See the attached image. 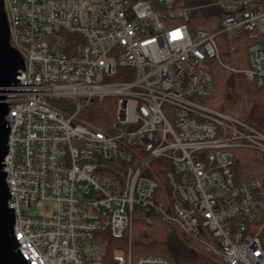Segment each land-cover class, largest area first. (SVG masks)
Wrapping results in <instances>:
<instances>
[{
    "label": "built area",
    "instance_id": "2783aa9c",
    "mask_svg": "<svg viewBox=\"0 0 264 264\" xmlns=\"http://www.w3.org/2000/svg\"><path fill=\"white\" fill-rule=\"evenodd\" d=\"M23 57L9 106L6 183L30 264H106L136 213L202 246L216 264H264V182L238 183L235 151L264 155V133L211 108L212 66L264 89V0H3ZM213 9L209 27L196 10ZM243 41L246 67L221 58ZM113 98L108 127L81 114ZM59 103V104H56ZM51 203L46 215L30 208ZM110 264H171L161 256Z\"/></svg>",
    "mask_w": 264,
    "mask_h": 264
},
{
    "label": "trees",
    "instance_id": "16d2710c",
    "mask_svg": "<svg viewBox=\"0 0 264 264\" xmlns=\"http://www.w3.org/2000/svg\"><path fill=\"white\" fill-rule=\"evenodd\" d=\"M177 2L176 7L183 8L205 4L208 0H177ZM224 43L226 44L225 47L221 48L222 61L232 69L238 70L242 61L240 59L235 61L233 55L238 53L240 46L232 47L229 45L232 43L225 41ZM214 68L215 65L212 66L211 71L215 79L216 91L207 104L215 110L242 120L264 133V89L255 87L239 72L225 70L221 66L218 69ZM112 105L114 107L112 103L105 105L103 102H94L86 117L87 121L104 127L105 118L111 112ZM234 170L238 183L252 179H260L264 182V155L246 149L236 150ZM154 218V222L148 224L141 213L135 214L131 244L128 238L113 240L108 237L110 240L109 257L105 259V263H112L115 252L114 242H118L122 249L127 252L131 250L133 259L145 256H161L168 259L171 264H216L202 254L196 253L177 235L168 232L167 227L159 217L155 216ZM185 240L197 250L204 252L205 249L202 246L186 238Z\"/></svg>",
    "mask_w": 264,
    "mask_h": 264
},
{
    "label": "water",
    "instance_id": "95a60500",
    "mask_svg": "<svg viewBox=\"0 0 264 264\" xmlns=\"http://www.w3.org/2000/svg\"><path fill=\"white\" fill-rule=\"evenodd\" d=\"M24 68L23 57L11 45L4 1L0 0V264H30L18 249L20 244L13 229L15 209L8 204L11 196L4 171V160L9 152L10 124L6 121L9 106L3 94L19 83L18 72Z\"/></svg>",
    "mask_w": 264,
    "mask_h": 264
},
{
    "label": "rangeland",
    "instance_id": "374dc122",
    "mask_svg": "<svg viewBox=\"0 0 264 264\" xmlns=\"http://www.w3.org/2000/svg\"><path fill=\"white\" fill-rule=\"evenodd\" d=\"M211 1V0H208V2ZM198 6V5H197ZM213 11V9H200V10H196L195 11V14H194V17H193V22L195 23L194 25H199V26H205V27H209V24H211V22L208 21L207 17H209L208 15ZM232 44H229V45H232V47H238L240 46L239 48V51L238 53L234 54L233 55V59H235V61L237 59H240L242 61V64L240 65L239 69L238 70H242L244 69V64H245V60H246V56H245V51H244V43L243 41L239 40L237 42H230ZM225 43L222 42L221 43V48L222 47H225ZM222 50V49H221ZM222 53V52H221ZM227 64V63H225ZM221 66V65H220ZM219 65H215V68L214 69H218V67H220ZM217 67V68H216ZM221 68H223L221 66ZM225 69V68H223ZM227 70V69H225ZM240 73V72H239ZM242 74V73H241ZM243 76L245 77V75L243 74ZM248 82H250L247 77L245 78ZM95 102H99L98 100H96ZM103 102L105 105L107 104H114V107L113 105L111 106V112H109V115L106 116L105 118V126L104 127H108L110 126L113 122H114V119H115V100L113 98H106L104 99ZM56 104H59V103H56ZM94 102L89 105V107H87V109L83 112V114H81V118L83 120H86L87 121V115L91 109V107L93 106ZM211 107V106H210ZM212 108V107H211ZM214 109V108H213ZM228 115V114H227ZM230 116V115H229ZM232 117V116H231ZM248 150V149H246ZM251 152H256V151H253V150H249ZM259 153V152H257ZM53 205L50 203H39V204H35L33 205L30 210H29V213L30 215L32 216H41V215H46L48 214L51 209H52ZM176 235V234H175ZM178 236V235H177ZM180 238V240H182L184 243H186L191 249H193L196 253H199V254H202L203 256H205L204 252L200 251V250H197L196 248H194L192 245L188 244L186 242L185 239H182L180 236H178ZM114 247H115V252L113 255H127L128 252L124 249L121 248V246L118 245V242H114ZM104 256L106 257L105 259H107L109 257V253H108V250H104ZM111 257V256H110ZM206 257V256H205ZM112 259V258H111ZM137 259H134V261H136ZM212 261V260H211ZM213 262V261H212Z\"/></svg>",
    "mask_w": 264,
    "mask_h": 264
}]
</instances>
